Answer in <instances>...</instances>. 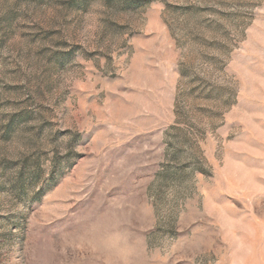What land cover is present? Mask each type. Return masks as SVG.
Instances as JSON below:
<instances>
[{
    "label": "rangeland",
    "instance_id": "1",
    "mask_svg": "<svg viewBox=\"0 0 264 264\" xmlns=\"http://www.w3.org/2000/svg\"><path fill=\"white\" fill-rule=\"evenodd\" d=\"M0 264H264V0H0Z\"/></svg>",
    "mask_w": 264,
    "mask_h": 264
}]
</instances>
